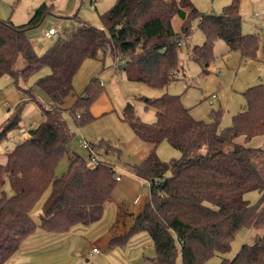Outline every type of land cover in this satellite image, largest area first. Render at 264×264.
Instances as JSON below:
<instances>
[{"label": "trees", "instance_id": "1", "mask_svg": "<svg viewBox=\"0 0 264 264\" xmlns=\"http://www.w3.org/2000/svg\"><path fill=\"white\" fill-rule=\"evenodd\" d=\"M237 2L220 15H207L189 0H118L102 15V29L80 21L77 15L71 17L73 24L60 32L43 55L36 52L28 32L51 15L46 3L26 24L0 22V79L9 76L18 83L46 66L51 70L38 82L50 99L48 108L40 106L44 121L7 153L5 164L0 163V264H7L37 228L64 234L78 225L98 223L112 200L118 182L114 165L99 157L92 163L90 156L69 148L73 133L63 113L68 111L77 125L92 121L90 105L103 89L93 79L82 95L75 93L73 80L84 62L110 53L123 61L119 67L130 81L167 86L181 72L178 48L191 34L195 19L206 41L191 51V57L204 71L212 60L215 40L245 57L254 56L258 37L243 33ZM175 17L182 20L180 32L173 27ZM19 58L24 61L22 69L17 68ZM21 90L26 101H36L31 89ZM244 96L245 110L225 129H219L220 113L211 122L196 120L179 96L147 100V107L156 109L152 124L140 120L133 104L126 105L122 120L151 146L144 160L131 167L147 182L150 201L127 231L113 236L110 247L127 245L146 232L155 249V264H176L179 255L182 264H205L217 253L228 252L236 233L249 228L258 232L254 243L244 244L233 260L223 264H264V149L236 141L264 134V84L248 89ZM70 97L74 103L66 108ZM21 127L17 115L1 129L0 140ZM163 141L179 150L181 158L163 162L157 154ZM65 156L68 170L58 176L57 165ZM255 158H261L259 164ZM6 186L11 196L6 195ZM49 187L51 193L37 224L31 212ZM253 190L262 194L257 205L244 197ZM126 215L119 206L116 224L124 223Z\"/></svg>", "mask_w": 264, "mask_h": 264}, {"label": "rangeland", "instance_id": "2", "mask_svg": "<svg viewBox=\"0 0 264 264\" xmlns=\"http://www.w3.org/2000/svg\"><path fill=\"white\" fill-rule=\"evenodd\" d=\"M118 0H0V22L12 21L15 25L26 24L33 12L46 3L51 11L39 27L28 32L29 39L34 43L39 55L45 54L56 42L57 38L48 37L45 32L51 27H58L60 32L71 26V17L77 15L84 23L102 29L104 27L102 15L109 11ZM179 2L180 0H171ZM199 12L207 15H220L224 8L238 3L242 16V31L258 37V50L254 56L245 57L241 51H232L222 40H215L212 60L206 71L204 67L191 57L195 47L202 46L206 41L204 32L199 27V19L192 23V31L188 38L182 41L178 48V56L182 65L178 79L164 87H152L142 82L130 81L125 72L119 67L121 59L110 53L100 55L97 59L84 62L73 80L77 95H82L93 79H98L103 89L90 105L89 111L93 120L77 125L72 115L65 111L64 118L73 133L69 144L71 152L88 158L89 152L81 147L82 140L96 145L98 157L114 165L116 175L122 173V181L116 184L115 194L107 204L103 218L91 226L78 225L86 232H82L76 241L75 248L80 252L76 256L81 264H96L97 257L103 256L106 264H154L155 249L150 236L146 232L135 235L127 245L106 247L102 240L109 228L116 222L118 204H125L128 212L139 211L150 198L148 184L132 176L131 167L140 164L146 157L150 144L136 136L130 125L122 120L123 112L128 103L133 104L140 120L152 124L156 121V109L147 107V100L159 98L165 94L179 96L185 108L189 109L196 120L211 122L213 115L220 113L219 129L233 125L234 116L246 108L244 93L257 85L264 84V0H189ZM260 18L256 20L255 16ZM182 20L173 19V27L180 32ZM24 61L19 58L17 68L22 69ZM51 73L49 67L31 75L28 79L20 78L18 83L9 76L0 79V132L4 125L15 116H19L20 125L29 127L33 123L40 125L44 121L43 108L50 106V99L38 84L40 78ZM31 89L36 101H26L22 90ZM74 98L66 101L65 107L70 108ZM17 130L8 133L0 140V163L7 161L6 147L14 150L16 146L30 137L11 140ZM237 143L250 148L264 149V134L254 136L245 141L244 137L237 138ZM157 154L163 162L170 163L181 158V152L163 141L157 148ZM261 158H255L259 164ZM69 158L65 156L57 165L56 174L61 176L68 170ZM7 196L12 195L6 186ZM51 193L49 187L31 212V218L39 223L42 207ZM251 205H257L262 199L259 191H248L244 195ZM129 226L133 224L132 216L128 219ZM128 226V227H129ZM122 230V229H121ZM92 232V235L88 234ZM261 233V232H259ZM258 232L249 228L239 230L231 248L226 253L208 259L205 264H223L224 260H233L244 244L254 243ZM95 236V237H93ZM70 238V237H69ZM71 244H72V239ZM99 248L102 255H89L91 248ZM73 244L70 254L74 252ZM93 252V251H92ZM75 253V252H74ZM89 260V262H87ZM104 263V264H105ZM176 264H182L179 255Z\"/></svg>", "mask_w": 264, "mask_h": 264}, {"label": "crops", "instance_id": "3", "mask_svg": "<svg viewBox=\"0 0 264 264\" xmlns=\"http://www.w3.org/2000/svg\"><path fill=\"white\" fill-rule=\"evenodd\" d=\"M49 17H51V15ZM72 24L73 21H71V25ZM131 173L132 176L134 175L135 177H137L132 171ZM118 176L121 178L119 181H122V177H121L122 173L120 175H116V178ZM115 194L117 193L114 191L113 196ZM149 201L150 198L144 205H142L139 208L137 214L135 212H131V213L128 212V210L125 208V204L123 203L118 204V207L119 206L124 207V210L126 211L127 215L125 216L124 223L121 222L119 224H116L115 222L109 228L108 232L104 234L102 240L105 241L106 247H108L109 249L112 248L110 247V241L113 238V236L120 235L124 231H127L131 227L128 224L129 217L132 216L134 220V217L143 211V209L149 203ZM82 232L84 233L86 231L80 228L79 226H76L70 232L64 234H55V233L47 232L41 228H37L34 234L31 235L29 238H27V240L23 243L21 249L7 264H81V261L75 258V255L80 257V252L75 248V245H76V241L80 237L79 234H81ZM88 234L92 235V232H88ZM70 239H72V244L74 246L73 250L75 252V253L73 252L72 255L70 254V248L72 245ZM94 248L97 247L93 246L89 251V255H99V256L102 255L101 251L100 253H93L92 251ZM152 261L155 264L154 259H152ZM87 262H89V260H87ZM95 262L96 264H104L106 260L103 258V256H101V257H97Z\"/></svg>", "mask_w": 264, "mask_h": 264}, {"label": "built area", "instance_id": "4", "mask_svg": "<svg viewBox=\"0 0 264 264\" xmlns=\"http://www.w3.org/2000/svg\"><path fill=\"white\" fill-rule=\"evenodd\" d=\"M94 2H97L98 0H93ZM256 20L258 18H260L259 15L255 16ZM45 34L48 37L51 38H55L58 37L60 35V29L58 27H51L50 29H48ZM182 44V41L180 43V45ZM123 63V61H121V64ZM37 126V124L33 123L32 125H30L29 127H25L22 126L19 130L16 131V133L13 134V136L11 137V140H19L21 137H26L29 133L31 129H34ZM81 147L89 152V156H90V160L92 163H97V159H98V154L97 151L95 149V144L91 143L87 140H82L81 142ZM6 153L10 152L11 149L9 147L5 148ZM121 178L118 176L117 177V181H119ZM93 253H100V250L97 248L93 249Z\"/></svg>", "mask_w": 264, "mask_h": 264}]
</instances>
